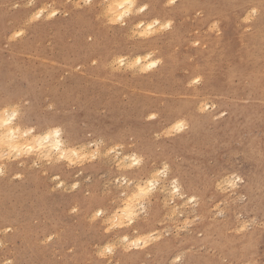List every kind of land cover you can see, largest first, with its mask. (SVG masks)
<instances>
[{"label":"rangeland","instance_id":"obj_1","mask_svg":"<svg viewBox=\"0 0 264 264\" xmlns=\"http://www.w3.org/2000/svg\"><path fill=\"white\" fill-rule=\"evenodd\" d=\"M108 1L0 0V113L84 152L0 148V264H264V95L251 87L264 0H136L147 10L117 24ZM114 56L159 63L113 69ZM154 175L137 216L107 231Z\"/></svg>","mask_w":264,"mask_h":264},{"label":"bare ground","instance_id":"obj_2","mask_svg":"<svg viewBox=\"0 0 264 264\" xmlns=\"http://www.w3.org/2000/svg\"><path fill=\"white\" fill-rule=\"evenodd\" d=\"M110 1V0H109ZM108 1V5L109 4H112V3H114L115 2V0H111L110 2ZM135 4H136V0H135ZM180 7L181 8H185V9H188L189 8V6H188V4H187V2H186V0H184L181 4H180ZM147 9H145V11H146ZM107 12V11H106ZM40 13V12H39ZM129 15H132V13H136L135 12V8H133V9H131L129 12ZM42 13H40L39 15H41ZM107 14V13H106ZM106 18H108V16L106 17ZM138 19V17L137 16H135V18H133V19H131L130 21L131 22H134V21H136ZM108 20H109V18H108ZM157 21V19L156 20H154V21H152L151 23H149V24H145L143 21H139V23H138V25H143V28H141V27H137V28H141V29H143V30H145V29H148L149 30V25L151 24V25H153V27H152V29L150 30V31H152V30H157L155 27H156V25H158V24H156L155 22ZM158 21H160V20H158ZM135 24V23H134ZM159 24H160V22H159ZM213 25V24H212ZM137 26V25H136ZM135 26V27H136ZM131 27V26H130ZM129 27V28H130ZM141 55V54H140ZM118 56V55H117ZM143 56V55H142ZM142 56H138V57H136L133 61H127V58L125 59V58H120V57H116V56H114V57H112L113 59L111 60V67L113 68V66L116 64V63H119L120 61H123V63H124V65H126L125 63H126V61H127V64L128 65H126V67L127 66H135L136 67V69L137 70H139V71H144V70H146V67H149V65H152L151 67H157L158 66V63L159 62H157V61H159V60H156V58H152L151 60H146V58H143ZM122 63V64H123ZM131 68V67H130ZM212 68V67H211ZM114 69V68H113ZM134 69V68H133ZM233 72H236L237 71V69L236 68H234L233 70H232ZM203 74H207V73H205V72H203ZM252 75L254 76V79H253V82H252V85H251V87H257L258 88V94H261V95H264V69L263 70H260V71H257L256 73H254V72H252ZM191 77H192V75H191V73L189 74V76H187L186 78H185V80H189V79H191ZM191 83V82H190ZM202 107V106H201ZM184 108V105H182V107H179V108H177V110H182ZM11 113L10 112H7V113H5V111L4 112H2V113H0V119H4V118H7V116L8 115H10ZM13 121V120H12ZM184 122V121H183ZM174 123V122H173ZM172 123V124H173ZM176 123H178L177 121H176ZM179 123H181V122H179ZM171 124V128H173V125L175 126V123L172 125ZM7 127V130L8 131H16V127L15 128H13V126H12V122H11V124L10 125H7L6 126ZM56 128H53V129H51V130H49V131H54ZM168 129H170V128H168ZM61 130V129H60ZM49 131H46V132H44V133H40V134H36V133H34V132H29V135H27V136H25L24 135V133H21V134H19V132L18 131H16V135H15V138L11 141V147H9V150L11 149L12 151H13V149H18V151H16L17 153H21V149H22V147H24L25 145H28V150H30V151H39V152H42V153H44L46 156L48 155H51V153L53 154V153H59L60 154V157L61 156H66L67 158L66 159H70L71 160V157H81V156H83V154L82 153H84V152H82L81 153V151H78L79 150V146H78V149H74V148H69V147H67L66 146V144H65V142L66 141H64L63 140V137H62V133H61V136L59 137V138H57V137H55V136H53V137H51L49 140H47L46 142H44V144H43V146H41V144H40V140H41V138L43 137V136H45V135H47L48 134V132ZM167 133V132H166ZM57 139L59 140V147H57ZM6 145H8V142H6L5 143V146ZM82 147H84V145L82 146ZM81 147V148H82ZM86 145H85V149H86ZM85 149H83V150H85ZM82 150V151H83ZM87 150V149H86ZM85 150V151H86ZM23 152H24V150H22ZM73 153H77L78 155L77 156H73ZM89 153H90V151H89ZM24 154V153H23ZM86 154H88V152L86 153ZM85 155V154H84ZM53 156V155H52ZM125 160V159H124ZM165 168V167H164ZM161 169H163V168H161ZM153 170V169H152ZM159 171V170H158ZM153 172H154V170H153ZM156 173H158L157 171H156ZM155 176V175H154ZM153 176V178L151 177V178H149V179H147L145 182H141V181H139V182H141V183H137V185L136 186H134L135 188H134V190L129 194V195H127V197L125 198L126 200H124L125 202H124V205L122 206V208L121 209H119L120 211H116V213L114 214V216H113V218L111 219L112 221H114V220H116V217L117 216H119L120 217V220L119 221H117V223H121V221H122V219H126L127 217H126V215H125V212H124V209L125 208H127L128 206H129V202H131V205H132V208H133V211H134V214H133V216H132V218H131V220L132 219H134L133 217L134 216H137V215H135V213H136V210H135V208L136 207H138V205H144V200H146V197H148V194L150 193V192H148V194L146 195V196H143V197H139L138 199H133V197L134 196H136V194L139 192V189L141 188V187H145V188H148V187H150L151 189L153 188L154 189V185H156V182H157V177L159 176V175H156L155 177ZM151 182V183H150ZM158 182H159V179H158ZM173 187L172 188H174V190H175V192H180V189H179V186H178V184H177V181L176 180H173ZM160 184V183H159ZM162 187V186H161ZM164 188V187H163ZM163 188H161V189H163ZM177 189H179V191H177ZM125 190V189H124ZM163 191V190H162ZM122 192V191H121ZM125 193V192H124ZM126 194V193H125ZM166 194V193H165ZM179 194V193H178ZM183 195V194H182ZM137 209V208H136ZM141 209V208H140ZM143 209H144V207H143ZM139 211V210H138ZM138 213V212H137ZM127 220V219H126ZM125 237V236H124ZM122 238V240L124 239V241L125 242H130V239H129V237H127V239L125 240V238ZM144 240L143 239H137V241H136V243H137V245H140V244H144V242H143ZM175 260V259H174Z\"/></svg>","mask_w":264,"mask_h":264},{"label":"snow or ice","instance_id":"obj_3","mask_svg":"<svg viewBox=\"0 0 264 264\" xmlns=\"http://www.w3.org/2000/svg\"><path fill=\"white\" fill-rule=\"evenodd\" d=\"M90 2V0H89ZM171 2L174 3V0H171ZM16 7H19V5H16ZM107 8V16L109 18L108 22L111 24H117V23H121L125 17V15L128 14V12L133 9V8H137L140 12H144L146 8H148L147 4H143L141 5H137L135 4V0H115L114 3L106 5L105 6ZM256 9L252 8L249 12V18H251L253 16V14L255 13ZM43 12V10H41V13ZM39 15V14H38ZM37 16H34L33 19H37ZM51 15L55 16L56 12L53 11L51 13ZM156 24H159V21L157 20L155 22ZM139 27L143 28V25H138ZM171 22L166 23L164 25L165 28H171ZM149 29H151L153 27V25H149L148 26ZM148 33L146 32H141V35H147ZM23 35L22 32H17L15 34L16 37H19ZM15 38V37H14ZM159 62V61H157ZM120 63H123V61H120ZM152 65H149V67H151ZM199 81H194V83H198ZM7 109H5V113H7ZM16 115H18V112L16 110H13L12 113L10 115L7 116V118L4 119H0V148H2L6 142H8V146L11 147V141L15 138L16 135V131H19L18 129H16V131H8L7 130V125H10L12 120H14L16 118ZM13 128H15V126L13 125ZM183 128V122L181 123H177L175 125V129L176 130H180ZM32 131H35V129H31ZM25 136L29 135L28 131H25L24 133ZM57 137L59 138L61 136V130L59 128H56L54 131H49L47 135L43 136L40 140V144L41 146H43L44 142H46L47 140H49L51 137ZM57 147H59V140L57 139ZM13 151H18V149H13ZM113 151H115V149H113ZM77 153H73V156H77ZM66 156H61L60 159H66ZM85 159L87 157H84ZM95 158V157H93ZM0 159H4V154L0 153ZM70 163H74V160L69 161ZM137 164H140L141 161L140 160H136ZM0 174H3V168L0 167ZM164 172H158L157 175H163ZM151 183V182H150ZM232 187H235V183H233L231 185ZM151 191V188H145V187H141L139 189V192L136 194V196L133 197V199H138L139 197H143L146 196L148 194V192ZM177 191H179V189H177ZM195 199V197H193V200ZM73 211H76V209H73ZM125 215L127 217V219L129 220V222L131 221V218L134 214L131 202H129V206L127 208L124 209ZM102 213L101 212H97L96 216H101ZM95 219V217H93ZM120 220V217L117 216L116 220L114 221H110L111 227L107 228L106 230L111 232L113 228L116 227H122L123 224L122 223H117V221ZM247 228V225H244V227L240 228V231H244ZM127 239V237H125V240ZM107 252H111L112 249L108 248L106 250ZM101 256L105 255L104 252L100 253ZM106 264V261H105Z\"/></svg>","mask_w":264,"mask_h":264}]
</instances>
